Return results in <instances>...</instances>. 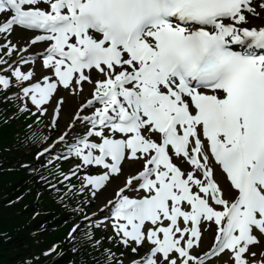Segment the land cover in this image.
Segmentation results:
<instances>
[{"label":"snow or ice","instance_id":"6c2138e0","mask_svg":"<svg viewBox=\"0 0 264 264\" xmlns=\"http://www.w3.org/2000/svg\"><path fill=\"white\" fill-rule=\"evenodd\" d=\"M257 7L264 0H0V87L22 85L24 109L53 129L63 93L79 98L34 163L69 164L57 171L89 191L77 209L84 237L99 245L95 229H110L121 264H264L251 251L264 239ZM18 29L34 35L14 41Z\"/></svg>","mask_w":264,"mask_h":264},{"label":"trees","instance_id":"16d2710c","mask_svg":"<svg viewBox=\"0 0 264 264\" xmlns=\"http://www.w3.org/2000/svg\"><path fill=\"white\" fill-rule=\"evenodd\" d=\"M17 127L0 124V264H44L42 250L66 233L60 224L71 208L67 201L57 203L37 178L38 187L28 184L29 168L18 167L26 156ZM57 225L61 228L55 232ZM95 256L88 255V264H96Z\"/></svg>","mask_w":264,"mask_h":264},{"label":"bare ground","instance_id":"6f19581e","mask_svg":"<svg viewBox=\"0 0 264 264\" xmlns=\"http://www.w3.org/2000/svg\"><path fill=\"white\" fill-rule=\"evenodd\" d=\"M66 99H67V101L69 102L68 103V106H67V108H62V111H63V115L64 116H67L68 114H70V113H74V111H75V105H76V102L74 101V100H71L70 98H69V95L66 97ZM71 114V115H72ZM115 180V179H114ZM117 185H112V188H115ZM112 196V191H111V189H109L108 191H106L105 193H104V195L103 196H101V199L100 200H103V199H105V197H111ZM263 253H264V251H263Z\"/></svg>","mask_w":264,"mask_h":264},{"label":"rangeland","instance_id":"374dc122","mask_svg":"<svg viewBox=\"0 0 264 264\" xmlns=\"http://www.w3.org/2000/svg\"><path fill=\"white\" fill-rule=\"evenodd\" d=\"M73 100H76L77 99V103L76 104H78V102H79V98L78 97H76V96H70ZM76 98V99H75ZM70 119V116H68L67 118H65V117H62V116H60L59 117V124H60V126L62 127L64 124H66V122L68 121ZM99 203H102V201H100Z\"/></svg>","mask_w":264,"mask_h":264}]
</instances>
